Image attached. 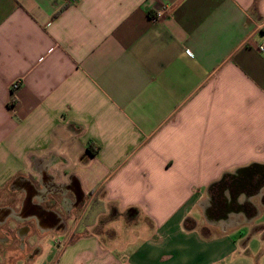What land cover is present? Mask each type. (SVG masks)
<instances>
[{
	"label": "crops",
	"instance_id": "1",
	"mask_svg": "<svg viewBox=\"0 0 264 264\" xmlns=\"http://www.w3.org/2000/svg\"><path fill=\"white\" fill-rule=\"evenodd\" d=\"M263 32L264 0H0V264H264Z\"/></svg>",
	"mask_w": 264,
	"mask_h": 264
},
{
	"label": "rangeland",
	"instance_id": "2",
	"mask_svg": "<svg viewBox=\"0 0 264 264\" xmlns=\"http://www.w3.org/2000/svg\"><path fill=\"white\" fill-rule=\"evenodd\" d=\"M242 179V178H241ZM235 180V181H233V182H228V183H222L221 184V186H223L222 188H221V191L223 190H225V191H227V192H231L233 195L234 194H236V193H239V192H245V191H247V189L249 190V191H247V193H252L253 194V192H255L256 191V189H258L259 187V185H261V183L260 182H255V183H252V184H249L248 182H245V180ZM258 187V188H257ZM217 193H219V191L218 190H216V195H217ZM246 193V192H245ZM246 193V194H247ZM245 195V194H244ZM245 197H246V195H245ZM82 201L83 200H77L76 202H75V204L76 205H78V204H81L82 203ZM236 206H238V205H236ZM222 208V207H221ZM242 219L243 218H240L239 220H237V222H242ZM256 254L258 255V256H260L261 254H263L264 255V245H258V248H257V252H256ZM261 259V258H260ZM232 260L234 261L235 260V258H234V256H233V258H232ZM228 261V260H227ZM252 261H253V259H252ZM235 263H240V262H235Z\"/></svg>",
	"mask_w": 264,
	"mask_h": 264
},
{
	"label": "built area",
	"instance_id": "3",
	"mask_svg": "<svg viewBox=\"0 0 264 264\" xmlns=\"http://www.w3.org/2000/svg\"><path fill=\"white\" fill-rule=\"evenodd\" d=\"M166 12H167V7H166V6L163 7V8L157 9V10L155 11V13H154L153 19H154V20H157V19H159V18H162V17L166 14ZM263 34H264V32H263ZM257 48H258V50H259L260 52H264V39H263V41H262L261 43H259V44L257 45ZM19 84H20V83H19L18 80L15 81V82L12 84V90H13V91L16 90V89L18 88ZM14 103H15V96H13V97L10 99L9 104L12 105V104H14ZM14 185L19 186L20 184H19V182H15Z\"/></svg>",
	"mask_w": 264,
	"mask_h": 264
},
{
	"label": "clouds",
	"instance_id": "4",
	"mask_svg": "<svg viewBox=\"0 0 264 264\" xmlns=\"http://www.w3.org/2000/svg\"><path fill=\"white\" fill-rule=\"evenodd\" d=\"M68 181H67V178H66V181H65V183H67ZM41 191V190H40ZM41 192H43V191H41ZM228 195V193H227V191L225 192V196H227ZM262 196H264V188H261L260 189V191H259V193L256 195V196H253V197H257L258 198V203H256V202H254V200H253V197H249L248 199L253 203V204H255L257 207H258V204H259V206H261L260 205V203H259V201H260V198L262 197ZM39 199L38 200H35V202H37V203H40V200H43V199H41V197H39V196H37ZM245 199H246V197H245V195L244 194H241V195H239L238 196V198H237V202L238 203H244V201H245ZM41 204V203H40ZM125 210V209H124ZM143 242H145L144 240H142V239H138L137 241H135V243L132 245V247L134 248V247H138L141 243H143ZM243 251H245V249H241V253L243 252Z\"/></svg>",
	"mask_w": 264,
	"mask_h": 264
}]
</instances>
